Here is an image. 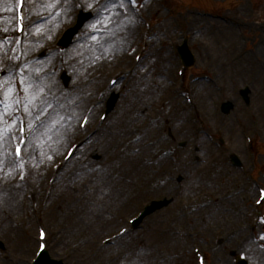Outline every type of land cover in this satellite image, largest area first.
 Returning a JSON list of instances; mask_svg holds the SVG:
<instances>
[{
	"label": "rangeland",
	"instance_id": "374dc122",
	"mask_svg": "<svg viewBox=\"0 0 264 264\" xmlns=\"http://www.w3.org/2000/svg\"><path fill=\"white\" fill-rule=\"evenodd\" d=\"M113 2V0L111 2L110 0H101V2L100 0H62L60 2L61 8H57L55 3H50L48 0H39V2L37 0H27V34L26 40L24 41L25 46L23 45L24 55H22V57L24 60L30 61L21 63L24 67L19 77L12 78V76L8 75L7 78L11 80L9 86H5L4 84L2 87V97L0 98V123L6 124L9 122V117H14L18 112H21L23 113L21 115L25 116L27 119L28 125H30L31 122L38 121L43 124V119L36 120V117H27V112L23 106V95L21 92L22 83L25 80V73L28 71L29 67L33 66L39 75H45V77L55 81L60 87L58 92H54V95H57V100L51 101L50 105H48L50 102L49 98L48 104L44 109L46 110L51 107L53 109L51 110L52 114L48 116L47 122L40 126L36 130L37 132L31 136L29 141L30 144H27L25 162L28 167V175L30 174L31 177L34 176V174L39 175L41 170L43 171L45 167L50 166L57 158L60 156L62 157L68 142L70 144L74 139L80 138L81 134L77 131V122L82 112L86 111L87 108L91 107L93 110L91 125L96 123L95 120L98 114L106 107V103L103 96L100 100V105L94 104V101L97 99V94L95 93L100 87V83L104 84L105 82L106 85L107 78L112 74L111 72L114 68L122 69V76L119 78V83L114 87L120 95L117 103L118 105L122 104L127 95L135 97L134 94L139 93L146 86L149 87L151 85L153 89H156L157 87L153 86V81H156L158 84L159 82L163 83L162 88L158 91L155 90L157 92L155 94L151 93L153 96H145L144 105L147 109L150 107L157 109L156 105L161 103L163 104L162 108L165 112L169 105L168 101L165 102L163 100L169 95H175L177 97L174 91V81L176 79L178 59L175 55H172L173 46L177 44V40L182 36H189L190 38L191 32H200L201 34L199 37L200 41H198V44L201 46L199 48L200 53H208L215 48L214 50L218 53L216 58L223 54L221 59L222 63H220V60H217L216 63H209L212 70L213 68L218 70V72L210 74L206 72H210L211 70L209 68L204 69L203 64L205 62L198 58V61L188 69L185 79L190 80L193 75L195 76L197 74H208L214 77L215 80L216 78L217 80H224L227 86L235 85L238 97L237 100H231L233 105L230 110L231 117H227V114L220 112V119L216 122L217 125H221L225 132L229 134L227 136L225 133H219V135H215L214 139H218L219 136L221 138L224 137L229 142V144H226V147L230 145L229 147L240 148L242 141L240 130L244 124H247V121L242 125L233 118V113L235 115L239 111L237 104L242 103L244 110H246L253 102V91H255L254 83L257 82V79L245 75L244 70L250 68L249 70L252 71L253 67L257 69V65L262 64L264 74V0H137L138 4H136V10L139 11L135 14L132 13L129 6L122 0L121 2L125 4L126 12L132 16L133 20L136 22V24L133 22L132 32L126 37H122L111 30L112 21L106 12L111 8ZM12 5L11 0H0V28H2V31H0V49L7 44L8 50L12 40V34H7L8 30L12 31L13 29ZM77 7L84 10H91L94 13L93 19L84 25L75 36L76 41L67 50L61 51L56 47L51 48L50 46H52L55 37L59 33L58 29L60 26H67L72 22L73 13ZM140 14L145 16V18H142ZM117 15L121 16L119 13H117ZM145 20H148L151 25V32L149 34L150 37H152V42L148 50L144 51V56L140 64L132 68L131 73H125L132 66V62L127 56L128 47L135 39H138V30L142 27ZM9 22H11V26H9ZM51 25H53V27L49 35L45 36V30ZM102 26H104L105 29H103ZM225 27L231 28V36L228 37L237 40L238 44L233 45L230 41L229 46H227L223 43V40L219 36L226 32H230L221 29ZM242 30L243 32H241ZM87 36L95 38L96 42L100 40V45L98 46L100 49L97 56V58H99L98 64L92 62L94 52L86 50L88 47L80 51V57L76 62L74 60V49L81 46L83 40ZM31 42L33 45L29 48L28 46ZM160 42L162 43L160 44ZM196 47L197 44H193L191 47V51L194 55V51L198 53ZM240 51H243L244 55H241ZM22 52L23 47L20 50V54H22ZM246 62L250 64L248 67ZM28 63H30V66ZM14 64L18 65L13 58L12 63L5 65L3 68L6 70V68L10 66V68H12V74ZM221 67H224L225 70ZM162 68L164 70H162ZM241 68L243 69L240 70ZM226 69L231 72L227 73ZM62 71L67 72L72 80L71 86L68 88H65L59 80V74ZM255 74L256 73H252V76H255ZM250 81H253V85H250V90H246V93H242V85ZM85 87L89 88L87 90L91 94L95 91L94 94L84 97L85 95H83V92ZM212 90L214 95L207 100L206 104L209 108H211L214 99L218 95V91L214 87ZM221 90L226 91V87H222ZM62 91L69 94L68 100L63 97ZM100 91L101 90L98 92L100 93ZM135 98L137 99V97ZM178 99L182 106V99ZM140 101L142 100L140 99ZM171 101H174V106H169V108H171V110L174 108L176 109L179 104L176 100ZM65 103L70 105L66 115L59 112L64 107ZM162 108L159 107L158 110H162ZM123 109L118 110L117 108L112 111L108 115L106 122L99 128L98 132L93 134L83 145H80L82 149L80 150L79 147L75 153L76 155L62 167L55 186L54 195L52 199L49 200L44 210V215H42L46 218L48 224L52 226V229H54V226L57 224V227L64 228L60 235L54 234L55 239L50 238L49 254L51 257L66 259L65 263L67 264H88L90 262H96L98 257L91 258V254V256H88V253H84L83 246H86L87 251L90 253L95 242L100 241L104 236L117 230L126 218L133 215L142 204L149 199L161 198L164 196L171 197L173 199L171 206H174L168 208V211L173 213L176 209H180V200H186L199 190L216 189L219 193L227 186V181H235L240 176L238 172L235 178H231L227 173L230 174V169L232 168H230L228 163L223 159L221 153L219 154V152L210 147L213 156L214 153L216 155V165H219L222 170L220 174H216L212 177L210 176L212 173L210 174L207 172L203 174L205 175V181L203 182L201 180L199 183L196 180L194 183H189V179L193 176L192 174L186 176L182 171H174L175 169L173 168V171L169 174L172 179L166 178L163 182L162 176H164L163 170H165V166H162L157 170V178L159 177V182L169 184L170 187L167 191L157 190V184L154 183L143 184L141 189L134 192L126 200L122 199V197L119 198L118 195L114 197L115 192L111 193L112 197L109 196V193L106 195L107 191L97 186L94 176L101 172V167L99 166L107 155L106 145L110 146V143L107 141L108 137H111L113 133L117 131L116 138L119 137L127 146H131L137 141L136 137L130 132L133 130V124H131V129H128L125 124L118 125V128L113 124L114 119ZM186 111L188 112V110ZM41 114L42 112L39 116H41ZM141 114L142 113H140V115ZM187 116L188 119L192 121L188 114ZM58 117H63L61 125L57 123ZM191 121L187 126L188 134L190 133L188 128L194 126V123ZM54 122H56V125ZM71 122L74 125L71 124ZM155 122L159 123L160 128L158 127L156 130H145L146 132L142 134V137L139 135L141 141L145 140L146 144H150L152 138L157 135L156 132L162 129V121L154 120V123ZM228 122L234 125L233 129L230 128V132ZM212 124L214 125V122ZM122 127L126 130L125 132L122 131ZM15 130L16 123L14 120L11 127L0 133L1 153L5 154L3 149L5 146H10L8 144L6 132L13 131V133H15ZM70 131H72V133H70ZM175 134L176 133H174V135ZM199 134L201 135L202 133ZM166 135L159 141L158 145H161V147L167 145L166 148L168 147L167 149L170 151L168 153L163 151L161 155H172L177 159V156H180L179 142L175 143L176 139H173V136H168L167 138ZM198 135L193 136L194 139H196ZM176 137L180 138V136ZM169 138L170 140H168ZM183 138H185V135H182L180 139ZM237 139L240 143H237ZM204 140V144L208 146L205 138ZM197 146L192 148V151L196 154V157H192V159L194 164H198L199 168H203L204 164L201 161V156L197 158V156L202 154L201 149L203 152V148L200 146V148H198ZM7 154L8 153H6V155ZM36 155H38L39 158H37ZM261 155H263V164L260 166V178L264 180V151H262ZM166 159L169 160L166 161L170 164L176 165L181 158L175 161H172L168 157H166ZM4 163L5 162L0 163V176L4 179L3 183L0 178V238L4 240L6 245L3 250H0V264H11L12 259L16 257H19V260H16L17 264H26L35 248V244H31L29 236L31 234H36V230L30 218L27 224H19L20 201L14 204L16 205L14 206V210H10V206L8 208L3 201V193L9 188L7 179L12 178L15 173V169L13 168H11L10 174L2 173L1 168H3ZM36 168H40V170ZM234 172L235 171H232V173ZM30 175L28 177L29 181L31 180ZM63 189L68 195L65 199L64 197H60ZM18 191L21 198L23 189L20 188ZM79 194H81L83 198V206L81 209H78L76 206L77 200L79 201ZM57 199H64L62 201H65V206L62 208H54L52 205H55ZM218 202L217 199H214L212 203H208L209 205L205 204L208 208L217 204H219V207L217 212L211 215L213 217L207 221L205 234L201 233L202 236L198 235L196 240L198 243H206L207 246H210L209 242L212 237L224 236L221 246L217 248L218 250H208L209 261L212 264H237V260L240 256V259H245L249 264H264V223L260 224L262 226V232H257L256 241H254L255 238L251 240L247 237L248 243L254 244L252 247H247L245 246L247 243H245V240L242 241L241 239H237L241 234L244 235L246 229L238 231L235 235L231 234V229L238 228V225L244 223L247 218L240 221L237 216H229L225 207H222L221 203ZM202 208L203 205L196 210L199 211ZM162 211H165V209L161 211L157 210L146 217L133 232L125 238L111 244L110 247L107 248V251H102L101 254L107 253V255L111 257L114 255L115 251L123 250L122 248L127 246L128 243H132V245L136 246L139 253L145 251V245L150 247V253L147 254V256H149L147 264H172L171 261L173 260H175L176 263L182 260H190L189 264H194V258L191 252L192 241L190 237L188 239L186 237H188L187 231L198 224L197 218L196 221L192 223V226H188L185 224V219L181 210L179 218L182 219L180 221L182 225L179 226V222L176 218H168L159 229L157 227L158 223L154 222L153 217ZM195 215L197 216V214ZM11 218H16L17 223L25 229L29 227V231L25 234V232L21 231L17 226L10 224L9 219L11 220ZM90 220H92V224H89L86 231H84L85 229H82L84 222ZM229 220L231 221L230 223L227 222ZM253 223L254 221L252 224ZM2 227H5L6 232L10 235L14 233L15 237H13L11 241L9 240L10 236L6 235L4 231H1ZM168 229L172 231L173 236H175L173 241H169L167 237ZM182 231L184 235H181ZM80 234L84 236L82 237ZM151 235H156L157 237L153 239ZM16 237L18 238L16 239ZM28 241L30 242L28 243ZM184 241H188V247H186ZM119 261L122 260H115L114 262Z\"/></svg>",
	"mask_w": 264,
	"mask_h": 264
},
{
	"label": "bare ground",
	"instance_id": "6f19581e",
	"mask_svg": "<svg viewBox=\"0 0 264 264\" xmlns=\"http://www.w3.org/2000/svg\"><path fill=\"white\" fill-rule=\"evenodd\" d=\"M37 1L39 2V0ZM48 1L50 3L51 2L55 3L57 5V8H61V4H60L61 0H58V1L48 0ZM106 13L109 15V18L112 21L111 30L113 32H115L116 34L122 37H126L130 32H132L133 25L134 23L136 24V22L135 20H133L132 16H130L126 12L125 4L121 2V0H114L113 5ZM117 13H119L121 16L117 15ZM193 21H194V18H193ZM52 27L53 25L49 26V28L45 30V36L49 35ZM102 28L105 29L104 26H102ZM221 29L223 30L225 29V31L226 30L230 31V32H226L225 34H223L224 36L223 35L219 36L223 40V43L225 45L229 46L230 41L232 42L233 45L238 44L237 40H233L234 38L228 37V36H231L230 27H225ZM200 35L201 34H198L196 36L197 42L200 41V38H199ZM32 45L33 44L31 42V44H29L28 47L30 48L32 47ZM99 45H100V40L96 42L95 38H91L90 36H87L83 40L82 45L74 49L73 54L75 56V59H74L75 62L80 57L79 56L80 51L88 47V49L86 50H89V52H92V51L94 52V58L92 59V62L98 64L99 58H97V56L99 54V49H100V47L98 48ZM214 49L211 52L209 51L208 53L205 54V59H207L206 61L207 62L212 61V63H216L217 60H220V63H222L221 59H222L223 54L220 57L216 58L218 53H216V50ZM6 55L7 53H4V52L1 53L0 55L1 62L6 63L7 61H9ZM246 63L248 67L250 64L248 62ZM247 67H243V68H247ZM243 68H241L240 70H242ZM249 69L250 68H247V70H244L245 75L252 77V71H250ZM254 71L256 73L255 78L257 79V82L254 83L255 91H253L252 105L254 107H259V106L264 107V99H263L264 74L260 68L255 69ZM228 72H231V71L227 70V73ZM10 81H11L10 79L9 80L4 79V83L9 84ZM153 84H154L153 85L154 87H157L156 89H153L151 85L149 87L146 86L139 93L134 94L135 97H137V99L133 96L130 97V95L129 96L127 95V97L122 102V104L118 105V110H122L123 107L124 109L121 113L119 112L120 114H118V116L114 119V123H113L114 126L118 128L119 127L118 125L125 124L128 129H131L132 127L131 124H133V130L130 132H132V135L136 137L137 141L133 145L127 146V144L126 143L124 144L119 137L116 138L117 131H115L113 135L111 137H108L107 139V141L110 143V146L106 145L107 155L105 159L102 161L101 165L99 166L101 167L100 169L101 172L98 174H95L94 180L97 186L101 188L102 190L107 191L106 195L109 193V196L111 197H112L111 193L115 192L117 194L114 193V197L118 195L119 198L122 197V199L126 200L134 192L141 189V186H143V184H154L155 183L157 184V187H158L157 190L167 191V189L170 187L169 184L159 182L160 179L159 177L157 178V173H158L157 170L160 169L162 166H165L164 168L165 170H163L164 176H162L163 182L164 180H166V175L169 174L172 168L175 169L174 171H178V172L182 171V173H185L186 176L189 174H192L193 176L189 179V183H194V181L196 180L199 183L201 182V180L203 182L205 181V175L203 174H206L207 172H209L210 174L212 173L210 175L212 177V176H215L216 174L217 175L220 174V171L222 170L220 169L219 165H216L217 159L216 157L213 156L211 149H210V145L206 146V144H204L203 136H199L196 139H193V138L188 137L186 132L180 131V130H184L185 125H188L189 123L185 112H180L176 114L174 117H168L166 116L163 110L159 111L151 107L148 109L145 108V105H144L145 96H148V95L153 96L151 93H154V94L157 93L156 91L162 88L163 83L159 82L158 84L156 81H153ZM220 84L225 86V83L220 82ZM234 87H235L234 84L233 86L229 85L228 90H230V88L233 89ZM163 88H164V85H163ZM87 89L89 88L85 87L84 92H83V95H85L84 97L94 94L95 91L91 94L88 92ZM59 90H60V87L55 81L45 77V75H39L33 66L29 67L26 73V78L22 83V90H21L22 95H23V103L25 104L28 115L38 116L41 112L43 114L45 111L53 110L51 107L47 108L46 110L44 109L48 104L49 98H50V102L48 105H50L51 101L57 100V95H54V92H58ZM212 93L213 92L209 90L201 89L199 90L197 95L202 101L206 102V100L210 96L214 95ZM62 95L65 99L68 100L69 94L67 92L62 91ZM140 99L142 101H140ZM69 107L70 105L68 103H65L64 107L59 112L66 115ZM204 111L206 115L204 117L206 119V122H217L220 119L219 117L213 116L212 114H210L207 110H204ZM263 112H264V109L261 108L260 112H256V115H259V113H263ZM140 113L142 114L140 115ZM14 118L15 117H12V116L11 118L9 117V122H7L6 124L0 123V133L4 132V130L12 126L14 122ZM154 120L162 121L161 123L162 126L164 125L163 120H167V125H170L169 129L171 127V130H170L171 133L172 134L176 133L175 135H173V138L175 139H180L182 135H185L184 141L188 144V146L185 149L181 148L179 150L180 156H177V159L176 157L172 155H166V156L161 155L163 151L165 153H168L170 151L167 149L168 147L166 148L167 145L161 147V145H158V144L156 145H152L149 143L146 144L145 140L141 141L139 135H141L142 137V134L146 132L145 130L147 131L156 130L158 127L160 128L159 123L157 122L154 123ZM245 120H246V116L243 115L242 123H244ZM62 122H63V117H60L57 123L61 125ZM71 124L73 123L71 122ZM215 125L217 124L215 123ZM218 126H221V125H218ZM233 126L234 125L232 123L228 122L229 132H230V128L231 129L234 128ZM121 129L124 132L126 131L124 127H122ZM228 134H229L228 132L225 133V135L227 136ZM8 135H9V132H8ZM176 136H180V138H177ZM154 139L155 141H157V137H154ZM165 140L168 141L167 139ZM236 141L237 143H240L238 139ZM242 143H243V139L241 141V145ZM197 145L203 148V152H201L202 154L197 156V158H200L201 156L202 158L201 161L204 164L203 168H199L198 164H194L193 159H192V157H196V154L192 151V148L196 147ZM166 157H168L172 161L178 160L180 158L181 159L176 165H172L169 162H167L169 160L166 159ZM7 158L8 157L6 156V154H3L0 152V163L6 162ZM37 158H39L38 155H37ZM165 171H169V172L166 173ZM238 172L240 175L239 178L236 179L235 181L230 180V182H233V192H232V195L227 199L228 201L226 202V204L228 205V210L230 211L231 214L237 213L239 216H243L244 215L243 212L240 210V208H237L239 205L237 200H238L239 194H241L243 191L242 185L245 184L243 180V176L238 170L228 175L231 178H235ZM35 177L36 175L33 176V178ZM0 178H1V181L4 183L3 177L0 176ZM35 180L36 178L34 179V181ZM18 190L19 188L17 189V188L9 187V189H6L3 193V201L8 208L10 206V210H14V206H16L14 204L17 203V201H21ZM118 193H121V194H118ZM67 196L68 195L65 193V190L63 189L60 194V197H64L65 199ZM231 197H233V199H231ZM82 199H83L82 195L79 194V201L77 200V204H76L78 209L79 208L81 209L83 206ZM62 200L57 199L55 205H52V206L61 207V208L64 207L65 201H62ZM218 205L219 204L215 206H210V208L206 207L205 209H203L201 212L198 213V219L200 221L199 225L201 226L203 234H205V231H206L207 221L213 217L211 215H214L217 212L218 207H219ZM173 206L174 205L171 206V204L168 205L165 211H162L161 213H158L156 214L155 217H153L154 222L158 223L157 227L159 229L161 228L160 226L164 223V221L168 218H176L179 222V226L182 225L180 223L182 219L179 218L181 214V210L176 209L173 213H170L168 211V208H172ZM91 221L92 220L84 222V225L82 226V229H85L84 231H86L89 224H92ZM1 229L2 231H4L6 235L10 236L9 237L10 241L12 240L13 237H15L14 233L11 235L8 234L6 232L5 227H2ZM167 235H168L167 237L169 238V241H173L175 239V236H173L172 231H170L169 229L167 231ZM83 236L84 235H82V237ZM151 237L155 239L157 236L151 235ZM17 238L18 237H16V239ZM184 243L186 247H188V241H184ZM245 243H246L245 246L247 247L253 246L252 244L248 243L246 238H245ZM107 248H108L107 246H105L102 249H95L92 247L89 253L86 249V246H83V251L84 253H88V256L92 255L91 258L98 257L97 260H99V263L101 264H147V260H149V256H147V254L150 253V247L146 245H145V248H146L145 251L139 253L135 245H132V243H128L127 246L122 248L123 250L115 251L114 255L111 257H109L110 255H107V253L101 254L102 251L104 252L107 251ZM115 260L117 261L122 260L123 262L122 261L114 262ZM189 261L190 260H182L176 263L175 260H173L171 262L172 264H186V263L189 264Z\"/></svg>",
	"mask_w": 264,
	"mask_h": 264
}]
</instances>
